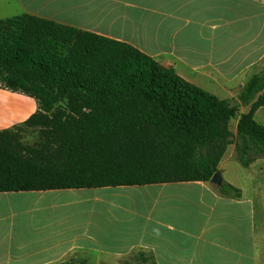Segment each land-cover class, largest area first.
Here are the masks:
<instances>
[{
  "label": "crops",
  "instance_id": "0c3cea01",
  "mask_svg": "<svg viewBox=\"0 0 264 264\" xmlns=\"http://www.w3.org/2000/svg\"><path fill=\"white\" fill-rule=\"evenodd\" d=\"M38 1L49 12L23 14L130 45L218 100L238 102L264 70V0ZM38 110L35 99L0 88V130ZM221 164L239 198L206 182L0 193V264H264V159L239 180ZM138 187L143 213L116 202L131 194L99 191Z\"/></svg>",
  "mask_w": 264,
  "mask_h": 264
},
{
  "label": "trees",
  "instance_id": "16d2710c",
  "mask_svg": "<svg viewBox=\"0 0 264 264\" xmlns=\"http://www.w3.org/2000/svg\"><path fill=\"white\" fill-rule=\"evenodd\" d=\"M0 88L39 107L0 130V193L209 183L231 145L243 168L264 159V70L218 100L130 45L23 14L0 20ZM21 127L40 129L38 147Z\"/></svg>",
  "mask_w": 264,
  "mask_h": 264
},
{
  "label": "rangeland",
  "instance_id": "374dc122",
  "mask_svg": "<svg viewBox=\"0 0 264 264\" xmlns=\"http://www.w3.org/2000/svg\"><path fill=\"white\" fill-rule=\"evenodd\" d=\"M30 10L33 11L37 10L38 12H49V5L48 6L42 5L41 2L38 0H0V20L14 18ZM59 106L60 108L63 107L62 105ZM239 114L240 113H238L237 116H239ZM237 116L231 120L229 125L230 130L233 134H235L236 132L235 119H237ZM254 120L257 123L264 125V107L260 108L256 112V114L254 115ZM18 132L20 134L21 142L25 145L38 147V145L42 142L39 128L28 129L25 127H21L18 128ZM221 165H222L221 167L225 170V173L228 174L229 177L233 179H238V180L241 179L242 178L241 172L245 171L244 170L245 168L241 167L235 158L233 145L227 148L226 153L224 154V157L222 159ZM119 189H123V190H119ZM128 189H132V190H128ZM99 191H103V192L117 191L119 193H124L127 195L131 194L132 198L119 197L116 200V202L120 203L124 207H129L131 210L137 209L138 213L139 212L143 213L145 210V197L143 196V194H145V189L142 187L111 188V190L103 189ZM82 193H86V192H82ZM122 218L124 220L127 219L126 215H124ZM130 218H133L134 220H139V217L130 216ZM14 222H15L14 233L16 234L19 231L20 227H22V220L16 218ZM30 225H31L30 226L31 232L30 233L27 232L28 234L34 233V228L37 225L35 218L31 219Z\"/></svg>",
  "mask_w": 264,
  "mask_h": 264
},
{
  "label": "water",
  "instance_id": "95a60500",
  "mask_svg": "<svg viewBox=\"0 0 264 264\" xmlns=\"http://www.w3.org/2000/svg\"><path fill=\"white\" fill-rule=\"evenodd\" d=\"M222 175L220 173L219 170H217L214 175L211 177L209 183L216 186V187H219L221 184H222Z\"/></svg>",
  "mask_w": 264,
  "mask_h": 264
}]
</instances>
